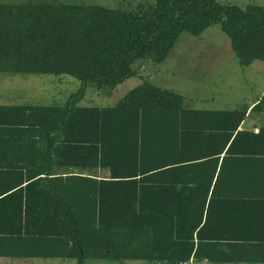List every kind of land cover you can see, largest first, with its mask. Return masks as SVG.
<instances>
[{
  "label": "trees",
  "instance_id": "1",
  "mask_svg": "<svg viewBox=\"0 0 264 264\" xmlns=\"http://www.w3.org/2000/svg\"><path fill=\"white\" fill-rule=\"evenodd\" d=\"M214 27L240 68L264 63L258 5L0 2V74L80 82L63 105H0V258L264 264V92L195 110L137 64ZM132 78L114 105L80 106Z\"/></svg>",
  "mask_w": 264,
  "mask_h": 264
},
{
  "label": "rangeland",
  "instance_id": "2",
  "mask_svg": "<svg viewBox=\"0 0 264 264\" xmlns=\"http://www.w3.org/2000/svg\"><path fill=\"white\" fill-rule=\"evenodd\" d=\"M9 1L44 3L55 0H0L3 3ZM76 1L114 8L122 0ZM134 1L138 3L142 0ZM216 1L240 8L247 5L264 7V0ZM233 57L228 37L219 27H214L207 29L198 37L187 33L181 34L167 59L160 64L144 61H137V64L142 65L143 77L151 84L185 97L186 104L192 109L234 110L243 105L253 104L264 92V63L257 60L248 67L240 68L234 62ZM138 83V78L129 79L118 85L110 95L87 88L80 101V106L100 108L112 106ZM79 88L80 82L69 76L0 74V105H63L68 97ZM254 118L249 116L242 127L250 128V121L255 122ZM261 118H264V115L255 118L258 124L260 121L263 122ZM0 264H77V262L61 259L11 260L0 258ZM84 264L121 263L86 259ZM123 264L150 263L127 261Z\"/></svg>",
  "mask_w": 264,
  "mask_h": 264
},
{
  "label": "built area",
  "instance_id": "3",
  "mask_svg": "<svg viewBox=\"0 0 264 264\" xmlns=\"http://www.w3.org/2000/svg\"><path fill=\"white\" fill-rule=\"evenodd\" d=\"M158 264H167V263H158ZM177 264H192V260L190 259L189 261H184L182 263H177Z\"/></svg>",
  "mask_w": 264,
  "mask_h": 264
},
{
  "label": "crops",
  "instance_id": "4",
  "mask_svg": "<svg viewBox=\"0 0 264 264\" xmlns=\"http://www.w3.org/2000/svg\"><path fill=\"white\" fill-rule=\"evenodd\" d=\"M252 105V104H251ZM253 121V120H252ZM250 121V124H251V126H253L254 124H255V122L253 121Z\"/></svg>",
  "mask_w": 264,
  "mask_h": 264
}]
</instances>
